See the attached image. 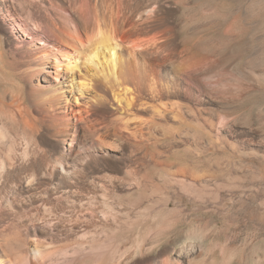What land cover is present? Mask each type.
<instances>
[{
    "label": "bare ground",
    "instance_id": "1",
    "mask_svg": "<svg viewBox=\"0 0 264 264\" xmlns=\"http://www.w3.org/2000/svg\"><path fill=\"white\" fill-rule=\"evenodd\" d=\"M227 1L0 0V264L215 263L206 231L176 251L182 200L158 241L126 249L114 234L143 216L145 189L160 182L149 164L159 167L181 128L198 129L197 143L207 130L233 144L231 107L264 91V69L243 59L264 37V0ZM172 168L169 184L203 180ZM220 209L214 231L235 221L220 222Z\"/></svg>",
    "mask_w": 264,
    "mask_h": 264
},
{
    "label": "rangeland",
    "instance_id": "2",
    "mask_svg": "<svg viewBox=\"0 0 264 264\" xmlns=\"http://www.w3.org/2000/svg\"><path fill=\"white\" fill-rule=\"evenodd\" d=\"M230 1L231 0H228L227 2L230 3ZM242 1L244 3H242ZM234 2L237 4L240 3L245 5L250 4L251 1L234 0ZM234 2H232V4H234ZM2 14H0V19L4 21V19L7 17V12H3ZM2 20H0V25H3ZM6 32H8V30H6ZM6 32H4V36L8 37L9 32ZM263 38L264 37H262L257 43L255 42L258 46L259 43L262 46L260 45L259 47L254 49V52H252L253 49L250 50V48L244 47V57H247V59L243 58L245 60L244 61L242 58H236V63L243 64L244 61V64L246 65L249 61L252 60L254 61L253 67H259H256L255 69H264V49H262L264 48ZM259 53L261 54V56ZM49 72H52V70H49ZM218 76L219 78L222 77L221 80L223 79L222 75L214 76L211 79L213 85L221 81L217 78ZM263 92L264 91L256 92L253 97L248 100L249 102L246 101L247 103L244 101L241 104L231 107V118L235 120L233 121V128L236 134L234 132V134H229V138L232 140L233 144L237 146H233V144H228L223 141H217L214 135L209 138V136L212 134L207 130H199L201 135H204L202 137L206 140L203 139L201 141L202 143H197L192 139V136L195 133L193 131L197 132L198 129L195 130V128L193 127L188 128V126H186L187 128H181V133H185L186 136L184 135L181 139H175L176 143H174V140L169 141L170 139H167V142H173L174 146L170 150V152H165L160 156L159 163L163 165L158 164L159 167L154 168L157 165L154 166L153 164H149V169H152L153 167V171H149L150 174L152 173L151 176L154 178V180H156L157 183L160 180V182L158 183V188L153 189V187L151 188V186H148L149 188L146 187V191L144 190L145 192L142 198L143 207H146V209L143 210V216L141 214L137 218V220H134V222L136 223L133 222L134 225H130L131 227L128 226L129 228H127L126 226L120 231L115 232L114 237L116 236V244H119L124 248L127 247L126 249H128L133 248L134 244L138 240H142V238H145L143 239L145 240V242H151L152 238L158 237L152 240L153 242H155V240L158 241L160 233L163 232V230H166L169 226L171 227L177 220V216L172 210L176 207L185 206H181V203L179 204V201L182 200V204H190V210L188 216L183 219V221L187 219L185 223L179 226V228L177 227V241L174 244L176 251L180 250L181 244L183 245L186 242L189 243L190 238L188 237L190 236V234L201 233V231H204V233L207 232L206 234L210 237H208V239L205 241L204 247H206L207 250L205 249L204 253H209V258L213 263L215 262L214 264H257L258 261L263 260ZM233 114L235 116H233ZM160 126L157 125L156 131L161 133V131L163 132V130H165V126ZM160 129L162 130L160 131ZM182 129H184L183 132ZM209 133L210 135L207 136V134ZM167 142L165 140L162 141L161 144H167ZM174 147H176V149ZM162 150H165L164 146H162ZM165 164L166 166H164ZM114 165L117 166L116 163ZM171 166L174 169L185 168L196 174L199 173L198 175L203 176V180L195 183V185H192V187L191 185L187 186V184L184 186L179 182H171L173 184H169L170 182L166 180L168 176L166 173V169L171 168ZM163 167L164 169L166 167V169L164 170ZM159 169H162V171H160ZM147 190H149V192H147ZM161 191L162 193L164 192L163 194L165 195L160 196V194H162ZM132 192L135 193L136 191ZM132 192H125L124 194L126 195L123 196H129V198L131 196V199H134V197L138 194L137 192L139 191L136 192L137 194H133ZM144 197L146 198V200L148 198L149 202L145 201ZM166 201L172 202L169 210L166 207ZM153 203L155 204L153 205ZM222 203L223 206H221ZM216 205L219 207H217ZM218 208H223L220 209L218 213L216 211L218 217H220V222H223L222 217L224 216H229L228 221L231 223L235 220L231 228L223 227V229L221 230L220 227H222V224H219L217 226V231H214L213 227L208 228L209 224H211L210 222L215 223L213 219L218 220V218L216 216L214 218V215L212 214V212H214V210H217ZM200 210L202 212H207L208 215H210L201 217ZM184 238L186 240H184ZM194 241L195 245L200 247V243L198 242L199 239L196 238ZM131 245L133 247H130ZM54 251L56 252L57 250H50L45 255V258L37 257L38 259H36V261L41 263L49 260L54 256ZM203 257L204 256L202 255L199 257V259H203Z\"/></svg>",
    "mask_w": 264,
    "mask_h": 264
}]
</instances>
